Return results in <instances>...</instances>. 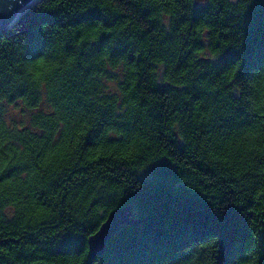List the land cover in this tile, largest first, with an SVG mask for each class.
I'll list each match as a JSON object with an SVG mask.
<instances>
[{"label": "trees", "instance_id": "16d2710c", "mask_svg": "<svg viewBox=\"0 0 264 264\" xmlns=\"http://www.w3.org/2000/svg\"><path fill=\"white\" fill-rule=\"evenodd\" d=\"M262 99L264 0H40L0 30V264H264Z\"/></svg>", "mask_w": 264, "mask_h": 264}, {"label": "water", "instance_id": "95a60500", "mask_svg": "<svg viewBox=\"0 0 264 264\" xmlns=\"http://www.w3.org/2000/svg\"><path fill=\"white\" fill-rule=\"evenodd\" d=\"M40 0H0V15L10 6V14L0 18V30L9 28L19 16L35 6ZM134 205L122 206L112 210L102 223L96 236H90L89 243L91 257L102 255L105 252L109 238L118 231L121 224L135 222Z\"/></svg>", "mask_w": 264, "mask_h": 264}, {"label": "snow or ice", "instance_id": "6c2138e0", "mask_svg": "<svg viewBox=\"0 0 264 264\" xmlns=\"http://www.w3.org/2000/svg\"><path fill=\"white\" fill-rule=\"evenodd\" d=\"M104 30L111 31L112 29L108 28ZM120 111L123 112L124 109H120ZM96 158L98 159L99 157ZM161 163L163 165L164 162L162 161ZM144 175L145 172L139 177L141 183L143 184ZM180 192L197 207L207 227L211 230V235H222V233L218 230L222 224H225L227 222H232L235 224L238 223L240 219L239 210L233 209L232 207L226 205L223 200H220L218 202L213 196L211 198V203H205V197L199 196L198 193L194 191L185 190L183 185H180ZM261 195H264V192H262ZM241 203H244V201H241ZM261 211H264V208H262ZM92 235L96 236V233H92ZM83 236V233H81L79 236H70L66 238L65 243L69 247L82 249L86 243L93 242L91 240L86 241ZM222 254L221 264H234L232 254L227 252H224Z\"/></svg>", "mask_w": 264, "mask_h": 264}, {"label": "rangeland", "instance_id": "374dc122", "mask_svg": "<svg viewBox=\"0 0 264 264\" xmlns=\"http://www.w3.org/2000/svg\"><path fill=\"white\" fill-rule=\"evenodd\" d=\"M114 82H108V85H112ZM8 119L14 121L16 120L19 127L27 126V121L23 114V107H18L17 105H8L6 108Z\"/></svg>", "mask_w": 264, "mask_h": 264}, {"label": "clouds", "instance_id": "9594fccd", "mask_svg": "<svg viewBox=\"0 0 264 264\" xmlns=\"http://www.w3.org/2000/svg\"><path fill=\"white\" fill-rule=\"evenodd\" d=\"M261 102H262V103H264V99H262V101H261ZM147 170H148V169H146V170H145V172H146Z\"/></svg>", "mask_w": 264, "mask_h": 264}]
</instances>
